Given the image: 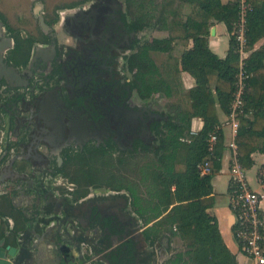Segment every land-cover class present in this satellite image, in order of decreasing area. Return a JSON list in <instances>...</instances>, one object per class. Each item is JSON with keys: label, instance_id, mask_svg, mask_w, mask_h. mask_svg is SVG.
Wrapping results in <instances>:
<instances>
[{"label": "flooded vegetation", "instance_id": "flooded-vegetation-1", "mask_svg": "<svg viewBox=\"0 0 264 264\" xmlns=\"http://www.w3.org/2000/svg\"><path fill=\"white\" fill-rule=\"evenodd\" d=\"M142 16L136 0L0 4V198L20 229L5 219L2 239L20 261L42 250L41 215L48 222L62 208L74 251L102 264H144L151 224L128 191L103 182L156 159L157 131L170 119L159 94L139 93L128 66L148 43Z\"/></svg>", "mask_w": 264, "mask_h": 264}, {"label": "trees", "instance_id": "trees-1", "mask_svg": "<svg viewBox=\"0 0 264 264\" xmlns=\"http://www.w3.org/2000/svg\"><path fill=\"white\" fill-rule=\"evenodd\" d=\"M251 1L254 10L248 22L247 69L252 77L235 138L238 158L246 169L255 164L254 153L264 155V46L254 48L264 37V0ZM136 6L142 17L148 21L157 19L162 23L160 29L170 30L169 37L153 39L129 60L128 66L136 71V87L147 97L160 94L171 98L179 93L185 98V106L170 114L166 131H157L160 143L156 159L139 171L122 177L113 175L103 182L128 191L136 213L144 224H151L145 231L148 242L165 234L184 242L185 250L177 252L166 264H241L240 250L237 254L230 250L217 218L208 212L216 202L212 179L220 168L224 143L223 133L218 129V107L229 115L239 69L234 42L231 41L228 55L223 59L210 49L208 35L214 22H224L231 30L237 19V4L234 0H180L178 8L169 11L161 10L155 2L136 0ZM184 7L190 9L187 14ZM180 14L186 19H178ZM191 41L193 45L188 49ZM178 46L184 48L180 54L175 53ZM155 52L169 55L168 76L154 60ZM182 71L195 78L194 87L184 89ZM195 117H200L204 124L194 133ZM214 132L218 134V142L211 158L213 171L200 176L197 166L210 156L208 139ZM2 214L0 211V217ZM3 236L0 230V239Z\"/></svg>", "mask_w": 264, "mask_h": 264}, {"label": "crops", "instance_id": "crops-1", "mask_svg": "<svg viewBox=\"0 0 264 264\" xmlns=\"http://www.w3.org/2000/svg\"><path fill=\"white\" fill-rule=\"evenodd\" d=\"M227 1V0H223ZM178 19L185 20L186 17L179 16ZM166 31L167 36L161 37H152L153 39H164L169 37L168 31L163 29H156V32L163 33ZM230 30L228 26L224 22H214L210 27V32L208 35L209 47L210 49L217 54L220 58H226L228 52L231 48V39H230ZM193 42L191 41L189 48H191ZM264 46V37H262L257 43H255L254 48L258 49ZM156 53V52H155ZM160 53V52H159ZM163 53V52H161ZM154 53H152L153 56ZM156 61L155 57L153 56ZM157 65L159 63L156 61ZM182 83H184V87L186 89L192 88L196 85L195 78L187 71L181 72ZM158 96V94H156ZM159 96H161L159 94ZM218 115L220 118L219 128L224 136L223 148L221 150V159H220V168L217 173L214 175L212 179V185L214 189V196L216 199L214 207L210 208L208 212L215 216L218 220L220 232L223 236L225 243L228 245L230 250L237 254L239 252V246L234 237V215L230 209V195H229V182H230V167L232 162V157L234 154V150L232 147V142L235 141L236 135L234 134L233 127L229 124V115L218 107ZM203 120L200 117H195L192 120V132H198L203 127ZM252 158L255 164L247 169V175L249 179V172L254 171L255 180L257 182V186H254L249 179L250 185L254 190L262 191L263 188L259 182L260 174L263 173L264 166V155L262 153L256 152L252 155ZM261 169V170H260ZM260 170V171H259ZM13 180L10 179H2V183L5 185H11ZM18 202V199L16 200ZM264 205V203H263ZM52 215H56L55 218H51L48 222L43 221L42 218L45 215H41L40 221L37 226V236L35 237V243L37 249L42 248L40 253H38L37 257L33 261H27L29 264H100V260L96 259H88L78 252L74 251V244L70 241V236L73 234L72 228L66 224V215L64 214V209L60 208L58 211H50ZM6 216H2L1 219H6L9 223H6V227L9 226L11 230L16 231V233L20 230L16 226H14V221L12 217L5 218ZM63 218V219H62ZM57 219V220H56ZM58 222H60V226H62V230H67L68 237L66 238V243L63 245L68 247V251H70L72 257L74 258V262L70 263V261L66 260L62 254L54 251L57 248V239L54 236L57 230H59ZM52 233V234H51ZM51 234V239H46V235ZM17 241L19 236L14 237ZM169 234L163 235L156 241H149L146 243L145 252L143 253V257L141 262L144 264H166V262L173 256V240ZM49 240V241H47ZM55 252V253H54ZM68 255V254H67ZM66 256V255H65ZM238 259L241 264H247V261H241L238 255ZM20 261V260H19ZM20 264H25V260H21Z\"/></svg>", "mask_w": 264, "mask_h": 264}, {"label": "built area", "instance_id": "built-area-1", "mask_svg": "<svg viewBox=\"0 0 264 264\" xmlns=\"http://www.w3.org/2000/svg\"><path fill=\"white\" fill-rule=\"evenodd\" d=\"M238 14L230 30V39L235 44L239 55V69L234 83L230 102L229 124L237 135L240 117L245 111L246 92L252 74L247 69V58L250 55L249 16L254 10L251 0H234ZM218 129H220L218 127ZM218 134L214 132L208 139L210 156L198 164L200 176L212 173L211 158L214 156ZM234 154L230 167V209L234 215V237L240 254L247 259V264H264V174L259 178L262 191L254 190L249 182L247 169L242 165L237 154L236 142H232Z\"/></svg>", "mask_w": 264, "mask_h": 264}, {"label": "rangeland", "instance_id": "rangeland-1", "mask_svg": "<svg viewBox=\"0 0 264 264\" xmlns=\"http://www.w3.org/2000/svg\"><path fill=\"white\" fill-rule=\"evenodd\" d=\"M4 0H0V4H2ZM145 1H149V2H155L156 4L160 5V9L161 10H169V11H173L176 10L178 8V5L180 3V0H145ZM189 7H184L183 8V12L184 13H188L189 12ZM165 16H170L169 14H166ZM185 17L184 15H177ZM170 18L168 19V22L170 23ZM148 25L149 28L148 30L145 32L144 34V39L142 42L146 43V42H150L152 37H163V36H167L166 31H164L163 33H158L156 32V29H160L162 23L159 22V20H152V21H148ZM168 31V35H170V30ZM183 46H178L177 50H176V54H180L181 51L183 50ZM153 56L155 57L156 61L159 63V68L161 69L162 73L164 75L168 76V73L170 71L169 68V55L167 53H159L156 52L153 54ZM181 81H182V77H181ZM183 82V81H182ZM183 87L185 86L184 83ZM184 89H186V87H184ZM158 104L161 105L163 107V109H165V111L169 114H174L177 110L178 107H182L185 106V98L183 95L176 93L173 97L168 98L165 96H159L158 99ZM261 170V169H260ZM259 170V171H260ZM262 174H260L261 176ZM249 179L251 180V183L254 186H257V182L255 180V175H254V171L249 172ZM5 208L2 206L1 204V198H0V211L4 214L6 210H4ZM4 210V211H3ZM13 211V210H12ZM12 213V212H11ZM13 213L15 214L16 212L13 211ZM2 214V215H3ZM2 216L0 217V230L5 229V221L4 219H1ZM173 241V246H172V250H173V255H175L177 252L179 251H183L185 250V245L184 242L180 239V238H174L172 239ZM240 260L241 261H247V259L243 256V254H239ZM102 264V263H100Z\"/></svg>", "mask_w": 264, "mask_h": 264}, {"label": "water", "instance_id": "water-1", "mask_svg": "<svg viewBox=\"0 0 264 264\" xmlns=\"http://www.w3.org/2000/svg\"><path fill=\"white\" fill-rule=\"evenodd\" d=\"M63 219V218H62ZM57 220V219H56ZM59 230L54 233V236L57 239V247L61 248L66 243V238L68 237L67 230H62V226H60V222H58ZM5 240L2 239L0 241V264H20L19 256L17 255L18 248L13 245L4 246ZM68 255H63L65 259L70 261V263L74 262V258L72 257L70 251H67ZM25 264H29L26 263Z\"/></svg>", "mask_w": 264, "mask_h": 264}]
</instances>
